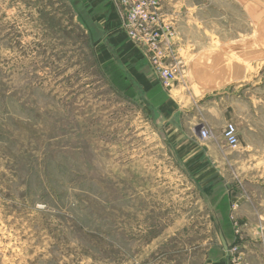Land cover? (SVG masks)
<instances>
[{"label":"rangeland","instance_id":"1","mask_svg":"<svg viewBox=\"0 0 264 264\" xmlns=\"http://www.w3.org/2000/svg\"><path fill=\"white\" fill-rule=\"evenodd\" d=\"M116 2L128 39L156 38L176 64L163 88L214 106L205 128L224 159L194 166L176 154L169 135L192 119L165 123L102 64L82 0H0V264H264L263 228L248 234L239 214L241 160L264 180V155L242 151L264 133V0ZM139 4H152V22L129 25ZM208 167L218 178L202 186Z\"/></svg>","mask_w":264,"mask_h":264},{"label":"crops","instance_id":"2","mask_svg":"<svg viewBox=\"0 0 264 264\" xmlns=\"http://www.w3.org/2000/svg\"><path fill=\"white\" fill-rule=\"evenodd\" d=\"M81 7L82 12L78 13L79 17L81 20L85 19L88 29L96 36L97 55L102 59V64L113 62L114 65L119 67L123 74L128 76L135 90L138 87L144 95L145 104L152 111H158L163 118L165 117V123H171V118L177 114L182 115L179 120L177 119V124L181 123V120L186 123L189 122V119H192V122L188 123L187 130L179 124L175 127L176 130L169 135L170 138L177 139L176 154L181 157H191L194 166L205 163L210 159L216 160L221 157L224 159L225 150L221 144L222 141L218 138L216 140V137L214 138L210 131L211 137L208 140L201 139L199 134L198 117H203V120H201L204 121L205 127H207L210 124L209 112L215 111L214 106H210L203 99L198 103H192L191 106L187 104L186 100L183 104L179 97L174 99L163 88L157 72L148 62L146 49L135 41L128 39L124 27V16L116 0H82ZM175 55V58H177V52H175ZM179 79L181 80L183 77L180 76ZM163 91L166 98L157 101L158 98L155 94ZM258 106L256 107L257 116ZM208 108H211V110ZM204 109L207 110L205 114H203ZM242 143L244 144H242V151H245L248 156L264 155V133H261L259 128L256 129V133L251 132L246 138H243ZM245 161L248 164L243 182L247 190L246 194L241 197L239 214L249 222L248 234L254 235L259 229L263 228L264 231V180L261 179L262 175L259 174L260 168H254L258 165L249 164L247 158L241 160L242 163L244 162V171ZM227 164L233 165L232 161L229 160ZM211 171L210 167L198 171L195 178L202 183V186L208 185L218 178V174L214 175ZM233 200L231 201L232 204ZM231 213L234 214V211L232 210Z\"/></svg>","mask_w":264,"mask_h":264},{"label":"built area","instance_id":"3","mask_svg":"<svg viewBox=\"0 0 264 264\" xmlns=\"http://www.w3.org/2000/svg\"><path fill=\"white\" fill-rule=\"evenodd\" d=\"M152 7V4H139L134 8V13L129 15L130 23L129 25H145L149 22H152L149 14V8ZM140 11V16L135 13L136 11ZM150 13V12H149ZM152 15V13H150ZM133 38V41L142 42L145 46L149 48L150 53V60L151 65L154 67L155 71L160 77V80L163 84V86L169 87V85L176 79V73H175V67L176 64H174L172 61L167 60L165 57L166 54V48L163 47V50L160 48L159 44H157L156 38L148 37L146 39L141 38H134L133 35H131ZM160 43V42H159ZM200 137L203 140H207L211 137V134L208 129L205 128V126L201 127L200 129ZM223 137L227 145L231 148H237L240 144L239 136L237 133V128L235 124L228 123L224 132Z\"/></svg>","mask_w":264,"mask_h":264},{"label":"water","instance_id":"4","mask_svg":"<svg viewBox=\"0 0 264 264\" xmlns=\"http://www.w3.org/2000/svg\"><path fill=\"white\" fill-rule=\"evenodd\" d=\"M222 242H223V245H224L225 250L227 251L228 250V247H227L226 241L224 240L223 237H222Z\"/></svg>","mask_w":264,"mask_h":264},{"label":"trees","instance_id":"5","mask_svg":"<svg viewBox=\"0 0 264 264\" xmlns=\"http://www.w3.org/2000/svg\"><path fill=\"white\" fill-rule=\"evenodd\" d=\"M116 66V65H115ZM120 70V69H119ZM120 72H121V74H123V72L120 70ZM124 75V74H123ZM125 76V75H124ZM130 84V87L132 88L133 86L131 85V83H129Z\"/></svg>","mask_w":264,"mask_h":264}]
</instances>
